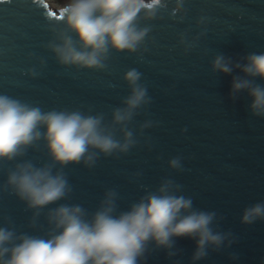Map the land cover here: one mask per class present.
<instances>
[{
	"label": "water",
	"instance_id": "95a60500",
	"mask_svg": "<svg viewBox=\"0 0 264 264\" xmlns=\"http://www.w3.org/2000/svg\"><path fill=\"white\" fill-rule=\"evenodd\" d=\"M59 10L47 0H0V94L44 112L101 114L121 142L122 126L112 124V113L130 94L126 72L141 74L150 98L126 126L135 141L127 152L98 154L92 166H56L73 189L61 203L92 212L111 189L125 210L171 180L194 208L215 212L218 230L236 241L209 251L198 264H264V221L241 222L246 207L264 202V118L252 114L246 92L235 101L229 96L232 77L242 73L224 75L212 66L218 55L243 64L248 54L264 52V0H165L155 19L140 20L139 27L150 31L137 51L110 49L103 69L59 62L53 48L66 31ZM23 159L51 163L43 140ZM172 159H179L180 168L170 167ZM17 162L0 161V226L44 236L48 209L34 218L5 190L7 172ZM176 248L179 264H191L194 242L180 239ZM148 264L173 260L150 249Z\"/></svg>",
	"mask_w": 264,
	"mask_h": 264
},
{
	"label": "clouds",
	"instance_id": "9594fccd",
	"mask_svg": "<svg viewBox=\"0 0 264 264\" xmlns=\"http://www.w3.org/2000/svg\"><path fill=\"white\" fill-rule=\"evenodd\" d=\"M164 6L165 0H66L59 10L66 31L53 51L62 65L103 69L110 49L137 51L150 31L139 27L140 20L155 19ZM212 66L224 75L239 70L242 75L232 77L230 98L235 101L246 92L252 114L264 118V86L256 83L264 81V52L248 54L243 64L218 55ZM140 79L137 70L126 72L130 94L124 107L112 113V124L122 126L123 142L104 125L101 114L44 112L0 94V161L19 160L7 172L5 190L24 202L34 218L48 209L50 226L44 236L18 234L10 226H0V264H148L150 249L164 251L173 264H179L175 258L180 254L176 248L180 239L194 242L191 264H198L209 251L218 252L236 242L230 232L218 230L215 212L194 208L193 200L179 194L180 186L171 180L125 210L119 209V194L111 189L92 212L80 204L61 203L73 189L59 169L69 164L92 166L98 154L111 156L134 146L133 133L126 126L137 109L150 102ZM40 140L46 144L51 163L37 166L23 158ZM170 167L180 168L179 159H172ZM257 221H264V202L243 211V224Z\"/></svg>",
	"mask_w": 264,
	"mask_h": 264
},
{
	"label": "rangeland",
	"instance_id": "374dc122",
	"mask_svg": "<svg viewBox=\"0 0 264 264\" xmlns=\"http://www.w3.org/2000/svg\"><path fill=\"white\" fill-rule=\"evenodd\" d=\"M47 1L50 3L52 8L55 10H58L59 8H61L64 5V4H58L55 1H50V0H47Z\"/></svg>",
	"mask_w": 264,
	"mask_h": 264
},
{
	"label": "crops",
	"instance_id": "0c3cea01",
	"mask_svg": "<svg viewBox=\"0 0 264 264\" xmlns=\"http://www.w3.org/2000/svg\"><path fill=\"white\" fill-rule=\"evenodd\" d=\"M50 1H55L58 4H62L60 1H66V0H50Z\"/></svg>",
	"mask_w": 264,
	"mask_h": 264
},
{
	"label": "trees",
	"instance_id": "16d2710c",
	"mask_svg": "<svg viewBox=\"0 0 264 264\" xmlns=\"http://www.w3.org/2000/svg\"><path fill=\"white\" fill-rule=\"evenodd\" d=\"M62 4H65L66 1H60Z\"/></svg>",
	"mask_w": 264,
	"mask_h": 264
},
{
	"label": "snow or ice",
	"instance_id": "6c2138e0",
	"mask_svg": "<svg viewBox=\"0 0 264 264\" xmlns=\"http://www.w3.org/2000/svg\"><path fill=\"white\" fill-rule=\"evenodd\" d=\"M9 2H10V0H9Z\"/></svg>",
	"mask_w": 264,
	"mask_h": 264
}]
</instances>
